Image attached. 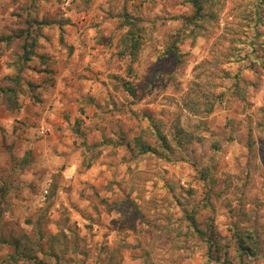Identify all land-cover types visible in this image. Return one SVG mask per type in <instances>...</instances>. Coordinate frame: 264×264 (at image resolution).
<instances>
[{
    "label": "rangeland",
    "instance_id": "obj_1",
    "mask_svg": "<svg viewBox=\"0 0 264 264\" xmlns=\"http://www.w3.org/2000/svg\"><path fill=\"white\" fill-rule=\"evenodd\" d=\"M205 5L0 0V264H264V0Z\"/></svg>",
    "mask_w": 264,
    "mask_h": 264
},
{
    "label": "trees",
    "instance_id": "obj_2",
    "mask_svg": "<svg viewBox=\"0 0 264 264\" xmlns=\"http://www.w3.org/2000/svg\"><path fill=\"white\" fill-rule=\"evenodd\" d=\"M189 4H191V6L194 8L195 12L194 15L192 17V25H195L196 22L201 21L202 19H204V17L206 16L204 8H205V4L213 2L214 0H186ZM129 17L132 19V16L129 15ZM129 27L127 29V31L122 35L121 39H120V43H121V49L119 51V55L123 58H129L130 61L132 63L135 62L138 53L141 49V45H142V41H143V34L141 33L140 29L134 25L131 26L130 23ZM258 61V60H256ZM127 82V81H125ZM128 83V82H127ZM126 83V84H127ZM129 92L132 93V88H128ZM208 113L210 114L213 110H212V106L210 107V109H208ZM157 133V132H156ZM158 137L162 140V147L164 150H168L170 149L167 141L164 139V137L162 136V134L159 133L158 131ZM138 146L141 148V154H148L149 152H151L152 154H156V150L152 149L150 146H148L147 144L142 143L141 141H139L138 139L136 140ZM211 247V243L208 246V249L210 250ZM239 248L241 249L242 252L247 253L248 251H250V249L248 247H243V246H239Z\"/></svg>",
    "mask_w": 264,
    "mask_h": 264
},
{
    "label": "crops",
    "instance_id": "obj_3",
    "mask_svg": "<svg viewBox=\"0 0 264 264\" xmlns=\"http://www.w3.org/2000/svg\"><path fill=\"white\" fill-rule=\"evenodd\" d=\"M41 133L44 134V129H43V127L41 128ZM2 207H3V206H2ZM8 219H9V217H8ZM4 220H7V217H5ZM9 220H11V218H10ZM5 222H6V221H5Z\"/></svg>",
    "mask_w": 264,
    "mask_h": 264
}]
</instances>
